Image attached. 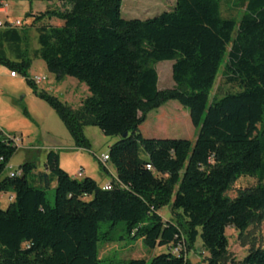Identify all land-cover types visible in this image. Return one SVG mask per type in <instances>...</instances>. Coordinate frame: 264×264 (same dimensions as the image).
Segmentation results:
<instances>
[{
	"label": "trees",
	"instance_id": "trees-1",
	"mask_svg": "<svg viewBox=\"0 0 264 264\" xmlns=\"http://www.w3.org/2000/svg\"><path fill=\"white\" fill-rule=\"evenodd\" d=\"M224 1L175 0L173 9L143 20L122 18V0H63L27 14L39 24L34 56L57 80L74 78L89 93L77 108L38 96L76 148L90 149L85 127L119 138L105 162L116 176L108 190L87 176L77 180L53 151L43 172L26 162L9 173L0 180V194L13 193L0 208V264H101L97 244L115 242L111 232L120 222L130 239L167 250L149 263L125 264H189L197 238L206 264H264V244L236 260L226 236L230 229L241 239L264 224V0H231L229 8H243L238 17L223 15ZM0 18L10 21V14ZM18 28L0 29V64L36 90L21 51L27 31ZM164 61L173 62L175 87L161 91L152 64ZM219 74L238 90L210 99ZM169 101L187 111L195 141L140 133L147 115ZM13 139H0V176L19 149ZM242 177L257 184L229 199L225 193ZM163 207L176 220H163ZM101 222L109 225L99 235Z\"/></svg>",
	"mask_w": 264,
	"mask_h": 264
},
{
	"label": "rangeland",
	"instance_id": "rangeland-1",
	"mask_svg": "<svg viewBox=\"0 0 264 264\" xmlns=\"http://www.w3.org/2000/svg\"><path fill=\"white\" fill-rule=\"evenodd\" d=\"M10 12V21L19 20L22 26L19 30H26L28 40L21 47L22 53L30 59V66L26 71L27 78L35 75L46 76L47 81L37 85L36 90L21 74L15 77L10 76V69L0 64V130L4 135L17 139L18 151L10 159L6 169L0 176V180L7 177L9 173L18 171L20 166L26 162L35 165V172H43L46 155L53 151L59 156L60 168L66 171L71 177L77 172H84V175L92 178L100 186L104 182H111L112 178L104 174L103 165L100 161L102 155L107 154L109 147L114 144L118 137L104 136L96 127H85L83 135L89 142L90 149H78L73 138L70 136L61 120L55 112L38 96L39 93H46L72 108H77L83 98L89 95L84 84L74 78L65 77L57 80L49 74L43 61L34 56L39 49L37 43L36 28L39 24H32V18L27 17L30 11L36 14L46 10L62 6L63 0H5ZM230 2L222 4L223 15L238 17L243 8L231 9ZM175 0H122L121 16L124 19H147L153 18L162 12L173 9ZM41 25V24H40ZM10 61H16L13 53H8ZM172 61L152 64L158 77V90H167L175 87L171 76ZM234 85L226 84L219 74L210 93L213 97H222L226 93L236 92ZM140 133L147 138H168L186 139L195 141L196 130L191 125L189 115L177 102L169 101L162 107L147 115L145 122L140 127ZM157 134V135H156ZM107 166L113 171L110 163ZM256 179L242 177L236 181L225 193L229 199L235 198L239 191L245 188L254 187ZM11 192L0 194V208L5 210L10 203ZM46 198L50 205H53V190L47 192ZM163 220H176L175 215L170 212L169 207L160 210ZM109 222H101L98 234L107 231ZM123 223L114 226L111 238L115 242H98V256L102 259L101 264H125L132 259H143L149 263L155 255L166 253L165 248L154 250L146 248L139 240L130 239L123 230ZM228 253L236 260L243 259L251 247L264 244V224L253 225L246 232V235L238 239L237 234L227 229ZM195 249L187 252L186 258L189 264H206L207 257L201 249V240L197 238Z\"/></svg>",
	"mask_w": 264,
	"mask_h": 264
},
{
	"label": "built area",
	"instance_id": "built-area-1",
	"mask_svg": "<svg viewBox=\"0 0 264 264\" xmlns=\"http://www.w3.org/2000/svg\"><path fill=\"white\" fill-rule=\"evenodd\" d=\"M8 5L6 3L5 0H0V16L3 15L5 16L6 18L8 17L9 15V9L7 8ZM8 23V24H7ZM8 26V27H20L22 25V22H20L19 20H16V21H3L1 18H0V29L4 28L5 26ZM17 74L15 72H11L10 73V76L11 77H15ZM32 82L35 84V85H40L44 82L47 81V77L46 76H38V75H35L31 78ZM4 137L6 138H9V136L7 135H4L3 132L0 130V139H3ZM15 145L18 147L17 145V139H13ZM19 148V147H18ZM108 157L106 154L102 155L101 158H100V161L101 163L104 165L106 161H108ZM9 175H13L12 173H10ZM77 178L78 177H81L82 176V173L81 171L77 172V174L75 175ZM104 190H108L110 189L109 185H106L103 187Z\"/></svg>",
	"mask_w": 264,
	"mask_h": 264
},
{
	"label": "crops",
	"instance_id": "crops-1",
	"mask_svg": "<svg viewBox=\"0 0 264 264\" xmlns=\"http://www.w3.org/2000/svg\"><path fill=\"white\" fill-rule=\"evenodd\" d=\"M31 12L34 13L33 11H31ZM9 14H10V12H9ZM10 15H11V14H10ZM105 169H106V171H105L104 174L109 175L111 178H115V176H116L115 171H113L111 168H109V167L107 166V163L105 164ZM81 173H82V176L85 177L84 172H83L82 169H81ZM96 183H97V182H96ZM109 183H110V182H104V184H102V185H100V186H106V185H108Z\"/></svg>",
	"mask_w": 264,
	"mask_h": 264
},
{
	"label": "water",
	"instance_id": "water-1",
	"mask_svg": "<svg viewBox=\"0 0 264 264\" xmlns=\"http://www.w3.org/2000/svg\"><path fill=\"white\" fill-rule=\"evenodd\" d=\"M123 136L126 137V134H124Z\"/></svg>",
	"mask_w": 264,
	"mask_h": 264
}]
</instances>
